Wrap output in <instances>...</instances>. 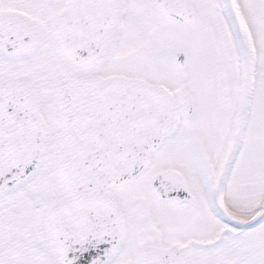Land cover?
Returning <instances> with one entry per match:
<instances>
[{
  "label": "snow or ice",
  "instance_id": "obj_1",
  "mask_svg": "<svg viewBox=\"0 0 264 264\" xmlns=\"http://www.w3.org/2000/svg\"><path fill=\"white\" fill-rule=\"evenodd\" d=\"M0 264H264V0H0Z\"/></svg>",
  "mask_w": 264,
  "mask_h": 264
}]
</instances>
